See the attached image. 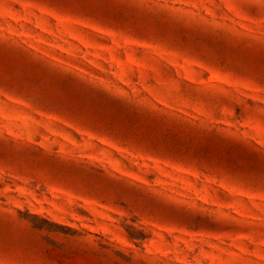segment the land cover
<instances>
[{"label":"rangeland","instance_id":"obj_1","mask_svg":"<svg viewBox=\"0 0 264 264\" xmlns=\"http://www.w3.org/2000/svg\"><path fill=\"white\" fill-rule=\"evenodd\" d=\"M0 264H264V0H0Z\"/></svg>","mask_w":264,"mask_h":264}]
</instances>
